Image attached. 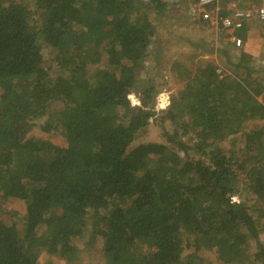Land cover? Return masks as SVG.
Masks as SVG:
<instances>
[{"label":"trees","instance_id":"1","mask_svg":"<svg viewBox=\"0 0 264 264\" xmlns=\"http://www.w3.org/2000/svg\"><path fill=\"white\" fill-rule=\"evenodd\" d=\"M168 7L0 0V208L26 203L21 228L0 219V264H38L42 250L78 264L98 242L106 264H190L183 253L202 248L222 264H264V124L247 125L264 120L262 88L207 63L156 110L159 86L143 76L157 37L148 11ZM41 118L65 146L32 136ZM151 124L166 144L133 146Z\"/></svg>","mask_w":264,"mask_h":264},{"label":"rangeland","instance_id":"2","mask_svg":"<svg viewBox=\"0 0 264 264\" xmlns=\"http://www.w3.org/2000/svg\"><path fill=\"white\" fill-rule=\"evenodd\" d=\"M26 1V0H12ZM147 1V0H145ZM169 7L164 14H155L148 11L150 18L153 20L157 28L156 41L149 50V57L144 63L145 78L153 76L156 84L159 86V93L155 98V107L158 111H167L174 98L188 84H191L197 73L211 63L217 67V73H229L236 71L241 74V79L250 80L252 89H256L260 84L262 93L258 95V101H264V23L254 19L243 30L241 46H235L231 41L230 32L221 28H216L209 22L192 19L187 14L189 4H193L194 0H165ZM220 0V8L224 13L231 4L235 3L238 6L264 5V0ZM240 33V34H241ZM45 59L53 60L54 51L43 49ZM246 54L250 58L248 64L241 63L242 55ZM249 66L254 71L248 76L244 67L237 65ZM180 67L182 75L179 76L174 70L175 67ZM58 68L52 71L51 76L58 74ZM179 76V77H178ZM57 109V106H54ZM46 118L34 121L32 136L37 139L49 141L57 146H65V140L60 133H44L39 126L44 123ZM264 124V120L248 123V129ZM194 141L189 144L190 157H197L198 152L194 148ZM146 143H161L166 144V141L161 136V131L158 126L151 124L146 129L141 131L137 136L133 146H138ZM221 147L225 150H231L232 145L228 141L221 143ZM241 147L237 144L234 151H238ZM180 156L184 157V152L180 151ZM240 156V155H239ZM238 159H241L237 157ZM243 177V176H242ZM245 188L242 195L244 198L253 200V194ZM1 197V193H0ZM248 203L251 201H247ZM26 213V203L16 202L13 204L2 205L0 208V219H11L16 222L21 228V221ZM264 222V220H263ZM261 240L264 243V230L261 234ZM100 242L91 250L80 251L78 264H106L105 259L100 252ZM251 252L254 251V244L250 242L248 246ZM84 249V248H83ZM182 259L190 264H222L216 258V255L207 249H199L198 252L194 249L186 250ZM38 264H64L57 258L52 259V256L47 250H42L38 258Z\"/></svg>","mask_w":264,"mask_h":264},{"label":"built area","instance_id":"3","mask_svg":"<svg viewBox=\"0 0 264 264\" xmlns=\"http://www.w3.org/2000/svg\"><path fill=\"white\" fill-rule=\"evenodd\" d=\"M223 13L220 8V0H195L193 4H189L187 9V14L192 19L199 18L211 23L216 28L230 32L231 41L235 46H241L243 40L234 33L242 30L254 19L264 22V5L240 8L233 3L225 15Z\"/></svg>","mask_w":264,"mask_h":264},{"label":"crops","instance_id":"4","mask_svg":"<svg viewBox=\"0 0 264 264\" xmlns=\"http://www.w3.org/2000/svg\"><path fill=\"white\" fill-rule=\"evenodd\" d=\"M257 3H258V5H259V0L257 1ZM261 5H263V4L261 3ZM261 5H260V6H261ZM249 6H252V5L245 6V5H242V4H241L239 7L242 8V7H249ZM256 7H257V6H256Z\"/></svg>","mask_w":264,"mask_h":264}]
</instances>
